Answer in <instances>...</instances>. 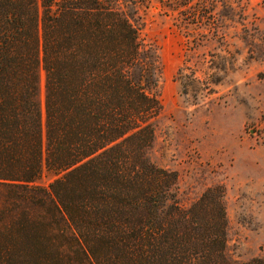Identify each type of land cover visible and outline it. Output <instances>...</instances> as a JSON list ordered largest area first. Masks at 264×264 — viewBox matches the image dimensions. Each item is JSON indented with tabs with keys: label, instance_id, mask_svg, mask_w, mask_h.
<instances>
[{
	"label": "trees",
	"instance_id": "trees-1",
	"mask_svg": "<svg viewBox=\"0 0 264 264\" xmlns=\"http://www.w3.org/2000/svg\"><path fill=\"white\" fill-rule=\"evenodd\" d=\"M136 0H0V264H262L222 186L182 204ZM48 187L38 186L44 175Z\"/></svg>",
	"mask_w": 264,
	"mask_h": 264
},
{
	"label": "rangeland",
	"instance_id": "rangeland-1",
	"mask_svg": "<svg viewBox=\"0 0 264 264\" xmlns=\"http://www.w3.org/2000/svg\"><path fill=\"white\" fill-rule=\"evenodd\" d=\"M136 9L161 68L153 163L178 174L185 207L222 186L230 254L264 260V0H136Z\"/></svg>",
	"mask_w": 264,
	"mask_h": 264
}]
</instances>
